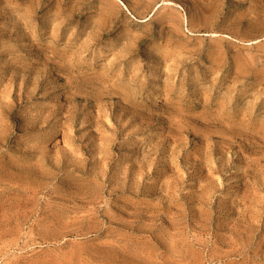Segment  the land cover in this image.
Here are the masks:
<instances>
[{"label":"rangeland","instance_id":"rangeland-1","mask_svg":"<svg viewBox=\"0 0 264 264\" xmlns=\"http://www.w3.org/2000/svg\"><path fill=\"white\" fill-rule=\"evenodd\" d=\"M0 264H264V0H0Z\"/></svg>","mask_w":264,"mask_h":264},{"label":"bare ground","instance_id":"bare-ground-1","mask_svg":"<svg viewBox=\"0 0 264 264\" xmlns=\"http://www.w3.org/2000/svg\"><path fill=\"white\" fill-rule=\"evenodd\" d=\"M111 66V65H110ZM109 68V67H108ZM38 81V80H37ZM33 85H34V83H33ZM112 87V86H111ZM108 89H109V87H107ZM113 88V87H112ZM78 89V88H77ZM35 90V89H34ZM75 90H76V88H75ZM81 90V89H80ZM122 91V90H121ZM28 92V91H27ZM82 92V91H81ZM94 92V91H93ZM33 93V92H32ZM112 93H114V91L112 92ZM29 94V93H28ZM103 94V93H102ZM105 94V93H104ZM134 95V94H133ZM30 96V95H29ZM93 96V95H92ZM101 96V95H100ZM113 97V96H112ZM31 98V97H30ZM124 98V97H123ZM16 99V98H15ZM16 104V103H15ZM2 105V104H1ZM5 105V104H4ZM6 107V106H5ZM8 110V109H7ZM6 110V111H7ZM5 116H7V115H5ZM31 117V119H32V116H30ZM49 117V116H48ZM46 118V117H45ZM41 120V119H40ZM33 121H34V119H33ZM29 122H30V120H29ZM43 123V122H42ZM47 123V122H46ZM229 123H231V122H229ZM25 124V123H24ZM23 124V125H24ZM44 124V123H43ZM218 124V123H217ZM25 125H27V124H25ZM37 125V124H36ZM22 126V125H21ZM29 126V125H28ZM41 126V125H40ZM26 127V126H25ZM32 127V126H31ZM37 127V126H36ZM58 127V126H57ZM33 129V128H32ZM36 129V128H35ZM27 131V130H26ZM55 131V130H54ZM57 131V130H56ZM62 133V132H61ZM236 133V132H235ZM238 134H239V132H238ZM57 135V134H56ZM225 137V136H224ZM51 145V144H50ZM224 146V145H223ZM224 148V147H223ZM226 148V147H225ZM221 149V148H220ZM98 150V149H97ZM42 158V157H41ZM46 160V159H45ZM60 164V163H59ZM43 168V167H42ZM30 174V173H29Z\"/></svg>","mask_w":264,"mask_h":264}]
</instances>
